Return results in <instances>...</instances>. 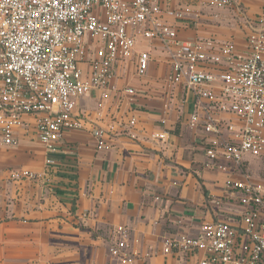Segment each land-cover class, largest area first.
I'll return each instance as SVG.
<instances>
[{
    "label": "built area",
    "instance_id": "1",
    "mask_svg": "<svg viewBox=\"0 0 264 264\" xmlns=\"http://www.w3.org/2000/svg\"><path fill=\"white\" fill-rule=\"evenodd\" d=\"M202 1L205 17L240 8ZM185 17L174 0H0V147L27 135L52 168L67 133L84 131L101 150L114 137H136L139 121L125 114L133 105L154 101L162 125L177 111L208 167L225 173L220 202L232 210L193 234L162 237L161 252L174 264H264V181L250 177L244 159L264 158V27L250 23L240 46L183 38L174 21ZM115 233L110 254L131 262L128 231Z\"/></svg>",
    "mask_w": 264,
    "mask_h": 264
},
{
    "label": "crops",
    "instance_id": "2",
    "mask_svg": "<svg viewBox=\"0 0 264 264\" xmlns=\"http://www.w3.org/2000/svg\"><path fill=\"white\" fill-rule=\"evenodd\" d=\"M235 1L239 9L214 18L202 15L210 12L202 0H174L186 15L174 23L183 38H232L242 46L250 23L264 27V0ZM150 104L127 113L123 104L117 113L138 119L135 138L114 137L97 150L88 133L65 134L52 168L27 135L0 147V264H174L161 252L162 237L193 234L232 210L220 202L226 175L208 167L185 115L173 110L162 125ZM161 132L165 140L150 136ZM23 170L40 176L31 180ZM118 229L129 233L131 262L109 252Z\"/></svg>",
    "mask_w": 264,
    "mask_h": 264
},
{
    "label": "rangeland",
    "instance_id": "3",
    "mask_svg": "<svg viewBox=\"0 0 264 264\" xmlns=\"http://www.w3.org/2000/svg\"><path fill=\"white\" fill-rule=\"evenodd\" d=\"M155 97H151V100H154ZM92 95H86L83 98L84 103H92ZM151 106H156L154 101H150ZM245 160L248 161L249 175L255 180L264 181V158H252L250 156H245Z\"/></svg>",
    "mask_w": 264,
    "mask_h": 264
}]
</instances>
